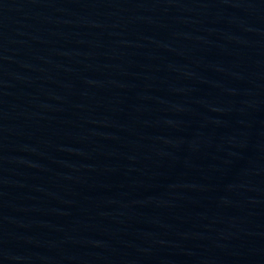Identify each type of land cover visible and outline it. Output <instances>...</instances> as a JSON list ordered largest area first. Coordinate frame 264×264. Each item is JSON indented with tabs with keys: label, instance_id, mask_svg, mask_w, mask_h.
<instances>
[{
	"label": "water",
	"instance_id": "1",
	"mask_svg": "<svg viewBox=\"0 0 264 264\" xmlns=\"http://www.w3.org/2000/svg\"><path fill=\"white\" fill-rule=\"evenodd\" d=\"M0 264H264V0H0Z\"/></svg>",
	"mask_w": 264,
	"mask_h": 264
}]
</instances>
